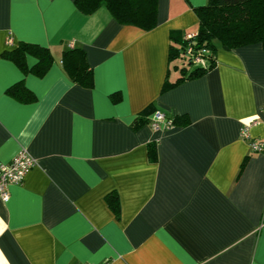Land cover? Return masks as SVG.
<instances>
[{"label": "crops", "instance_id": "obj_1", "mask_svg": "<svg viewBox=\"0 0 264 264\" xmlns=\"http://www.w3.org/2000/svg\"><path fill=\"white\" fill-rule=\"evenodd\" d=\"M206 1L158 0L142 29L105 6L0 0V163L23 148L36 160L0 197V264H264V152L241 137L264 142V46L219 47L212 69L162 91L178 75L170 34L195 32ZM19 41L49 48L43 76L3 58ZM71 46L93 87L62 68ZM21 80L33 100L8 93ZM151 103L176 125L133 128Z\"/></svg>", "mask_w": 264, "mask_h": 264}, {"label": "trees", "instance_id": "obj_2", "mask_svg": "<svg viewBox=\"0 0 264 264\" xmlns=\"http://www.w3.org/2000/svg\"><path fill=\"white\" fill-rule=\"evenodd\" d=\"M74 3L84 14H91L100 6H105L120 23L142 29L152 28L156 23L158 0H75ZM194 10L198 17L196 31L170 34L169 63L171 68L177 70L178 75L172 81L167 76L162 91L182 81L198 78L212 69L217 62L216 51L219 47L231 50L252 43L264 46V0H207ZM188 33L192 36L186 37ZM188 47L195 53L204 50L201 52L204 63H194L192 56L187 53ZM27 55L36 58L31 67L26 64ZM2 56L15 63L23 73L37 76H43L54 62L48 47L27 41H19L14 48L4 50ZM175 59H181L182 62H174ZM61 66L73 82L86 88L93 87V70L83 48L71 46L63 50ZM7 91L22 101L34 99L33 93L25 87L22 80L11 85ZM120 97L119 93L110 95L113 102L119 101ZM157 110L164 113L173 126L176 125V117L155 108L151 103L133 119L131 126L135 129L144 123L150 126L149 115ZM149 151L152 155L150 145ZM107 201L116 212V198L112 199L109 195Z\"/></svg>", "mask_w": 264, "mask_h": 264}, {"label": "built area", "instance_id": "obj_3", "mask_svg": "<svg viewBox=\"0 0 264 264\" xmlns=\"http://www.w3.org/2000/svg\"><path fill=\"white\" fill-rule=\"evenodd\" d=\"M192 34H186V37H191ZM204 50L193 52L191 47L187 48L188 55L192 56L194 63H204V59L201 55ZM150 127L153 129H170L173 127L170 119H166L164 113L160 111H154L151 116ZM241 137L247 139L249 147L253 152H264V142L250 138L246 127L241 129ZM36 164L35 158L26 150L20 149L16 155L7 162L0 163V197L7 201L9 198L8 187L11 184H19L23 181L26 173ZM102 264H109L104 262Z\"/></svg>", "mask_w": 264, "mask_h": 264}, {"label": "rangeland", "instance_id": "obj_4", "mask_svg": "<svg viewBox=\"0 0 264 264\" xmlns=\"http://www.w3.org/2000/svg\"><path fill=\"white\" fill-rule=\"evenodd\" d=\"M174 62L181 63V62H182V60H181V59H175V61H174Z\"/></svg>", "mask_w": 264, "mask_h": 264}]
</instances>
